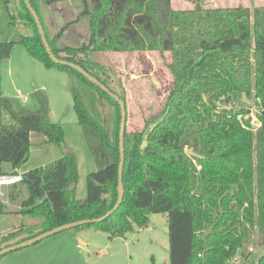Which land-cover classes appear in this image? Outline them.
<instances>
[{"label":"trees","instance_id":"obj_1","mask_svg":"<svg viewBox=\"0 0 264 264\" xmlns=\"http://www.w3.org/2000/svg\"><path fill=\"white\" fill-rule=\"evenodd\" d=\"M27 1L43 27L38 4L58 0ZM192 4L189 10H173L171 0H82L80 15L88 18L89 40L78 48L57 46L66 27L51 38L43 29L55 58L78 65L124 104L120 80L93 55L134 51L170 57L166 70L171 86L159 118L138 131L125 129L120 205L105 220L79 228L122 238L146 228L150 214H164L168 264H225L236 254L246 257L240 252L247 227L255 229L257 245L264 246V6L250 10L207 8L205 0ZM2 9L13 23L26 26L29 35L0 42V63L21 44L46 68L72 73L99 93L113 107L114 123L109 135L72 92L77 123L97 167L86 176V195L78 201L76 159L64 145L62 127L48 120L46 100L38 96L35 111H14L0 91V173L4 164L14 173L27 161L30 133H39L60 148L61 156L22 174L28 197L21 202V214L42 218L40 233L97 219L118 199L119 106L76 71L51 61L23 0H0ZM242 95L257 111L254 132L251 106L242 103ZM221 102L224 107L217 109ZM3 109L10 123L3 122ZM19 232L2 237L0 250L11 246L9 240ZM255 264H264V253Z\"/></svg>","mask_w":264,"mask_h":264},{"label":"rangeland","instance_id":"obj_2","mask_svg":"<svg viewBox=\"0 0 264 264\" xmlns=\"http://www.w3.org/2000/svg\"><path fill=\"white\" fill-rule=\"evenodd\" d=\"M192 1L171 0V8L189 10L193 7ZM205 1L207 8L242 6L252 10L264 6V0ZM37 8L48 37H53L66 27L57 41L58 47L78 48L88 42V18L80 15L82 0H58L52 4L40 2ZM24 35H29V29L18 21L13 23L10 13L2 9L0 42H15ZM93 59L110 68L121 82L127 132L141 130L145 122L159 118L164 98L171 86V78L166 70V64L170 61L169 54L98 52L93 55ZM0 91L14 111H35L38 107L37 97L46 100L48 120L62 127L64 145L75 156L78 172L75 199L83 201L86 195V176L95 172L97 167L77 123L72 92H77L88 113L109 135L113 131V107L74 74L43 66L21 44H15L10 57L0 63ZM22 97L26 98V102H23ZM250 102L253 104L252 100ZM238 103L239 100L234 98V107ZM2 119L5 123L11 122L5 109L2 110ZM250 119V127L254 132L259 123L254 114ZM29 140L28 159L16 170L19 174L45 167L60 158V148L47 144L41 134L32 132ZM2 171L9 173L10 165L4 164ZM4 193V197L0 198V239L20 231L8 242L15 245L31 236H37L42 230V218L21 214V202L28 197L26 186L18 183L5 188ZM247 229V242L240 252L246 257L236 254L225 264H255L264 253V246L257 245L255 229ZM0 264H168L167 218L164 214H150L146 228L136 229L122 238L110 239L92 227L62 231L3 255Z\"/></svg>","mask_w":264,"mask_h":264},{"label":"water","instance_id":"obj_3","mask_svg":"<svg viewBox=\"0 0 264 264\" xmlns=\"http://www.w3.org/2000/svg\"><path fill=\"white\" fill-rule=\"evenodd\" d=\"M28 12L30 13V15L32 16L36 28L38 30V33L40 35L42 44L44 46V49L46 51V53L48 54V56L50 57L51 61L54 64L57 65H61V66H66L74 71H76L77 73H79L81 76H83L86 80H88L90 83H92L93 85H95L96 87H98L102 92L106 93L110 98H112L119 106V110H120V120H119V125H118V150H119V163H118V168H117V179H118V199L115 203V205L113 206V208L108 211L105 215L97 218V219H93V220H82V221H76V222H72L69 224H65L59 227H56L54 229H51L49 231H45L43 233L38 234L35 237H32L26 241L20 242L18 244L15 245H11L9 247L3 248L0 250V257H2L3 255L18 250L20 248L35 244L45 238H48L54 234L60 233L62 231H66V230H70V229H74V228H78L87 224H95V223H99L103 220H105L106 218H108L120 205L124 191H123V184H122V166H123V160H124V147H123V136H124V132H125V128H126V108H125V104L124 102L116 95H114L113 93H111L103 84H101L99 81H97L94 77H92L91 75H89L88 73H86L81 67H79L78 65L74 64V63H70V62H66V61H62L59 60L57 58H55V56L52 54L50 47L46 41V37H45V33H44V29L41 25L40 19L37 15V13L33 10V8L30 6V4L28 3L27 0H23ZM242 103H244L247 106H251V103L245 99V96L242 95ZM254 113H257V111L254 109ZM186 153L192 157H196V155H194L190 150H186Z\"/></svg>","mask_w":264,"mask_h":264},{"label":"built area","instance_id":"obj_4","mask_svg":"<svg viewBox=\"0 0 264 264\" xmlns=\"http://www.w3.org/2000/svg\"><path fill=\"white\" fill-rule=\"evenodd\" d=\"M22 100L25 102L26 98L22 97ZM221 101H224V99L222 98ZM223 102L218 104L217 109L223 108ZM227 109H230L229 107H225ZM254 107L251 106V115L254 114ZM240 118V116H238V119ZM22 182V174H19L16 170L14 171V173H0V198L4 197V189L7 187H12L17 185L18 183ZM236 258V257H235ZM237 259V258H236Z\"/></svg>","mask_w":264,"mask_h":264},{"label":"crops","instance_id":"obj_5","mask_svg":"<svg viewBox=\"0 0 264 264\" xmlns=\"http://www.w3.org/2000/svg\"><path fill=\"white\" fill-rule=\"evenodd\" d=\"M134 79H136V77H134ZM24 102V101H23ZM26 102V101H25Z\"/></svg>","mask_w":264,"mask_h":264}]
</instances>
